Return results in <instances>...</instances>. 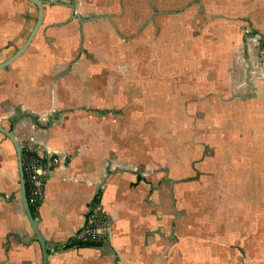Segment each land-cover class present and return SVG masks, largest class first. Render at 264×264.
I'll use <instances>...</instances> for the list:
<instances>
[{
  "label": "crops",
  "instance_id": "1",
  "mask_svg": "<svg viewBox=\"0 0 264 264\" xmlns=\"http://www.w3.org/2000/svg\"><path fill=\"white\" fill-rule=\"evenodd\" d=\"M42 1L0 68V126L57 160L47 264H264V0ZM37 16L0 0V63ZM95 206L102 237L63 248ZM41 263L0 133V264Z\"/></svg>",
  "mask_w": 264,
  "mask_h": 264
},
{
  "label": "built area",
  "instance_id": "2",
  "mask_svg": "<svg viewBox=\"0 0 264 264\" xmlns=\"http://www.w3.org/2000/svg\"><path fill=\"white\" fill-rule=\"evenodd\" d=\"M255 73L264 79V39H260L256 46ZM24 176L26 182L27 199L30 206H37L43 199L44 185L49 172L56 165L54 158H39L34 154L22 156ZM98 208L91 207L86 212L84 224L74 233L72 240L78 243L98 241L106 231L104 219L97 215Z\"/></svg>",
  "mask_w": 264,
  "mask_h": 264
},
{
  "label": "water",
  "instance_id": "3",
  "mask_svg": "<svg viewBox=\"0 0 264 264\" xmlns=\"http://www.w3.org/2000/svg\"><path fill=\"white\" fill-rule=\"evenodd\" d=\"M29 1L34 3L36 5V7L38 8V16L36 19V23H35L32 31L30 32L29 36L27 37L26 41L23 43V45H21V47L11 57H9L5 61L1 62L0 68L6 67L10 63H12L26 49V47L32 41L34 35L36 34V32L40 26V23L42 20V15H43V9H42L43 1L42 0H29ZM0 133H2L4 136H6L14 146V149L16 152V159H17L18 175H19V190H20V195H21V199H22L24 212L26 214V217L28 219L30 227H31V229H32V231H33V233H34V235H35V237H36V239L40 245V248H41V257H42V263L41 264H47L48 252L46 249V240L44 239V237L42 236V234L40 233V231L38 229L36 220L34 219V217L32 215L31 208H30V205H29L28 199H27L26 182H25L23 162H22V156H23L22 147L20 146L19 142L16 140V138L12 134L11 130L5 129L4 127L0 126Z\"/></svg>",
  "mask_w": 264,
  "mask_h": 264
},
{
  "label": "trees",
  "instance_id": "4",
  "mask_svg": "<svg viewBox=\"0 0 264 264\" xmlns=\"http://www.w3.org/2000/svg\"><path fill=\"white\" fill-rule=\"evenodd\" d=\"M96 201H97V198H96ZM30 208H31V212H32V215H33L34 219H36V213H35L34 207L30 206ZM91 244L92 243H89V242L74 243V242H69L68 241V242L64 243L63 248H68V247L74 246V245H76V246H89Z\"/></svg>",
  "mask_w": 264,
  "mask_h": 264
},
{
  "label": "rangeland",
  "instance_id": "5",
  "mask_svg": "<svg viewBox=\"0 0 264 264\" xmlns=\"http://www.w3.org/2000/svg\"><path fill=\"white\" fill-rule=\"evenodd\" d=\"M186 39V35L184 37H182V40Z\"/></svg>",
  "mask_w": 264,
  "mask_h": 264
}]
</instances>
